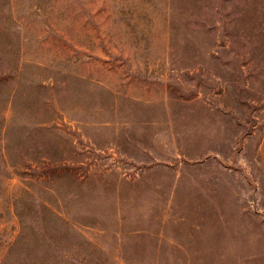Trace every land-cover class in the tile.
Segmentation results:
<instances>
[{"label":"rangeland","instance_id":"374dc122","mask_svg":"<svg viewBox=\"0 0 264 264\" xmlns=\"http://www.w3.org/2000/svg\"><path fill=\"white\" fill-rule=\"evenodd\" d=\"M264 0H0V264H264Z\"/></svg>","mask_w":264,"mask_h":264},{"label":"crops","instance_id":"0c3cea01","mask_svg":"<svg viewBox=\"0 0 264 264\" xmlns=\"http://www.w3.org/2000/svg\"><path fill=\"white\" fill-rule=\"evenodd\" d=\"M258 156L260 160L261 168L264 172V136L260 142L259 148H258Z\"/></svg>","mask_w":264,"mask_h":264}]
</instances>
